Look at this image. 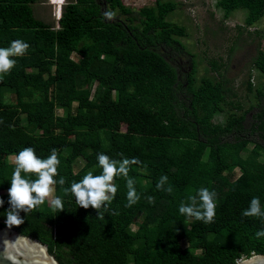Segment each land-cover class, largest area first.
I'll use <instances>...</instances> for the list:
<instances>
[{
  "label": "trees",
  "instance_id": "trees-1",
  "mask_svg": "<svg viewBox=\"0 0 264 264\" xmlns=\"http://www.w3.org/2000/svg\"><path fill=\"white\" fill-rule=\"evenodd\" d=\"M40 1L0 0V48L13 40L30 45L26 55L13 58L11 72L0 76V196L5 201L0 228L6 227L10 207L15 168L10 155L32 147L47 158L55 149L56 179L64 177L68 188L89 172L100 175L97 154L105 153L116 160L138 159L129 172L141 196L137 204L125 206L126 181L117 178L111 207L118 214L99 219L97 210L79 207L57 184L63 211L46 200L36 212H21L24 223L12 228L42 241L62 264H235L264 254V237L255 235L264 225L242 216L253 197L264 205V87L252 83V71L244 83L246 95L255 100L248 108L237 99L234 80L225 76L226 63L210 64L218 80L197 81L194 59L191 70L182 72L180 58L194 54L182 41L189 38L187 27L171 20L180 7L174 0H155L138 10L122 0H74L63 8L57 28L34 17L33 5ZM102 4L124 20L104 18L108 9ZM217 6L226 19L246 13V30L264 18V0H219ZM260 45L252 63L264 76ZM220 116L224 119L216 121ZM118 123L128 124V130H117ZM80 160L84 163L75 170ZM237 167L242 173L236 179L224 174ZM165 175L171 193L156 187ZM202 187L217 193L211 224L179 213L180 204ZM140 214L143 222L134 230ZM185 238L187 247L181 244Z\"/></svg>",
  "mask_w": 264,
  "mask_h": 264
},
{
  "label": "clouds",
  "instance_id": "clouds-1",
  "mask_svg": "<svg viewBox=\"0 0 264 264\" xmlns=\"http://www.w3.org/2000/svg\"><path fill=\"white\" fill-rule=\"evenodd\" d=\"M48 5L55 8L56 20L61 18L63 8L66 6L65 0H47ZM61 3V4H58ZM58 15V16H57ZM104 18L112 20L115 13L111 10L104 11ZM30 45L22 40H13L7 48H0V76L8 74L15 67L17 61L14 57H21L27 54ZM15 156V155H14ZM98 165L102 169L100 175H93L89 172L78 182H72L71 186L64 188L66 181L64 177L59 176L58 167L60 160L55 149L47 158H40L36 155L34 148L25 147L15 156V168L10 179L11 186L8 189V204L10 207L5 210V224L8 229L13 226L19 227L24 223V217L21 212L33 213L49 201L50 206L58 213L65 209L61 197L55 196V186L58 184L63 188V192L75 197L79 207L85 209L91 207L98 212V218L104 219L106 213L112 216L117 215L118 211L111 207L115 199L118 186L115 183L117 178H123L126 181V207L131 208L137 204L141 196L135 187V180L129 176L131 165L139 163L137 158H123L116 160L105 153L97 154ZM25 175L22 176L21 173ZM35 174L36 179H28L27 176ZM168 177L162 176L157 182V189L161 191L172 192V188L165 189ZM216 198L217 193L208 188H200L196 195L189 197V203L182 202L179 206V213L187 219H195L205 224L215 222L216 218ZM149 203H154V198L148 197ZM5 201L0 196V207H3ZM242 216L256 218L264 225V205L261 204L259 197H253L249 206L242 211ZM256 237H264V227L256 232ZM9 244V240L4 238L0 241V262L8 264H19L16 257L21 256L25 260L29 259V249L17 247L16 241Z\"/></svg>",
  "mask_w": 264,
  "mask_h": 264
},
{
  "label": "rangeland",
  "instance_id": "rangeland-1",
  "mask_svg": "<svg viewBox=\"0 0 264 264\" xmlns=\"http://www.w3.org/2000/svg\"><path fill=\"white\" fill-rule=\"evenodd\" d=\"M74 0H65V3H71ZM155 0H122L125 7L133 10H138L144 6H153ZM180 5L179 10L171 16V20L187 27L189 38L183 39L187 50L194 54L180 58L181 62L185 65L183 68L184 73L191 70V59H194L197 64L195 78L201 81L202 77L208 79L218 80L219 77L214 72H211L212 60L226 63L227 73L225 76L228 79L234 80V86L238 92L237 98L245 108H248L255 102L254 95H246V83L249 79V71H252L251 81L255 86L264 87V76L254 69L252 63L253 57L257 54L258 45L264 48V18L254 27L244 29L247 14L238 11L232 18H225V10L217 6L219 0H174ZM183 5H182V4ZM58 4H61L58 2ZM102 7L108 9L107 5ZM109 10V9H108ZM34 17L37 20L44 22L47 25L58 27L56 20L55 8L48 5L47 0H41L39 3L33 5ZM115 17L124 20V16H120L115 11ZM58 16V15H57ZM259 46V47H260ZM189 54V53H188ZM190 55V54H189ZM74 59H78L76 55H72ZM94 88L92 90L93 94ZM8 97L6 96V99ZM10 102L14 103L15 99L12 97ZM41 113L45 114L47 108H41ZM61 114V111H58ZM23 115L22 118H25ZM223 117H218L216 121L223 120ZM117 125H119L117 127ZM116 129L121 132L128 130L129 126L125 123H118ZM250 148L253 144L249 145ZM10 162H13L15 156L8 157ZM83 161L80 160L75 165V170L82 167ZM242 170L236 168L232 172L225 171L231 180L236 179ZM263 180H264V174ZM55 197V192L53 194ZM144 214H140L132 224V228L137 230L139 224L143 222ZM181 244L183 247L189 245L188 240L182 239ZM244 258V257H243Z\"/></svg>",
  "mask_w": 264,
  "mask_h": 264
},
{
  "label": "water",
  "instance_id": "water-1",
  "mask_svg": "<svg viewBox=\"0 0 264 264\" xmlns=\"http://www.w3.org/2000/svg\"><path fill=\"white\" fill-rule=\"evenodd\" d=\"M18 236L20 237L16 241L17 247L29 249L28 255L30 257L25 260L23 257L17 256L16 259L19 264H62L54 251L48 249V246L39 239L23 235L14 228H0V241L7 238L10 239L8 242L11 244L13 243L12 240ZM0 264H8V262H0ZM235 264H264V254L253 253L249 257L239 259Z\"/></svg>",
  "mask_w": 264,
  "mask_h": 264
},
{
  "label": "crops",
  "instance_id": "crops-1",
  "mask_svg": "<svg viewBox=\"0 0 264 264\" xmlns=\"http://www.w3.org/2000/svg\"><path fill=\"white\" fill-rule=\"evenodd\" d=\"M10 156H12V155H10ZM12 163H14V162H12Z\"/></svg>",
  "mask_w": 264,
  "mask_h": 264
}]
</instances>
